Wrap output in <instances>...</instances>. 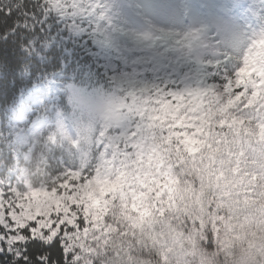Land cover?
Listing matches in <instances>:
<instances>
[{
    "label": "snow or ice",
    "instance_id": "snow-or-ice-1",
    "mask_svg": "<svg viewBox=\"0 0 264 264\" xmlns=\"http://www.w3.org/2000/svg\"><path fill=\"white\" fill-rule=\"evenodd\" d=\"M46 7L55 10L51 5ZM58 7L60 14L73 20L79 15L96 19L98 23L92 27L99 33L103 26L107 33H100L101 47L133 35L127 31L133 25L122 23L121 18L133 21L146 14L143 0L112 5L62 0ZM184 7L189 9L187 15L183 13ZM224 8L236 13L243 5L238 0H219L214 11L224 14ZM176 11L180 12V22L175 29L154 28L136 37L159 53L155 60L166 65L160 68L159 83L148 84L136 70L144 67L148 71L152 65L131 63L122 68L118 61L115 69L106 72L114 86L113 93L128 106L125 113L130 115V126L123 147L115 151L104 149V158L112 161L109 178L117 180L122 172H127L128 187L115 198L112 194L104 197L105 210L102 215L96 213L87 185L98 168L75 169L79 171L77 178L67 168L50 173L44 167L49 150L56 146L64 148L66 144L71 152L79 148L80 141L72 137L61 142L56 133L37 141L39 163L30 174L43 178L33 181L29 169L20 168L18 179L15 174L0 179V264H102L109 257L118 260L116 245L122 244L124 237L134 239L129 236V229L136 231L137 215L131 193L139 189L143 180L160 181L169 172L176 175L183 155L199 157L207 150H214V165L223 164L238 175H249L248 165L260 162L264 142H258L252 133L258 123L264 124V101L253 104L250 97L254 87L238 82L243 53L238 60L235 49L241 45L233 44L214 25L194 24V6L183 5ZM6 13L10 14L11 9ZM256 22L264 26V11ZM193 33L199 34L200 40L183 46ZM124 80L129 83L122 84ZM196 96H202V103L194 100ZM103 99L84 91L78 106L98 108L97 101ZM237 120L248 121L244 134L233 127ZM105 143L102 139V149ZM25 159L31 162V156ZM35 188L46 191L50 197L31 200L30 193ZM164 198L157 190L150 202L155 207V201ZM245 259L249 264L254 261L251 254Z\"/></svg>",
    "mask_w": 264,
    "mask_h": 264
},
{
    "label": "rangeland",
    "instance_id": "rangeland-1",
    "mask_svg": "<svg viewBox=\"0 0 264 264\" xmlns=\"http://www.w3.org/2000/svg\"><path fill=\"white\" fill-rule=\"evenodd\" d=\"M61 2L62 0L52 1L54 12L59 14L61 21L68 28V33L73 37L76 45L82 50H88L100 68L105 70L102 73L110 83L112 82L106 72L108 69H115L118 61L122 68L131 63L152 65V68L148 71H145L144 67H139L136 70L141 73V78L148 84L159 83L160 68L166 67V65L155 60L156 56L160 55L159 53L148 49L144 43L136 39L137 36H142L150 31L149 25L156 15L153 7H151L153 0H143L146 14H141L138 19L127 21L121 18L122 23L133 25L127 30L133 35L121 37L118 42L109 47H101L102 35L100 33L105 35L107 33L103 26H101L99 33L92 27L98 23L96 19L88 15H79L75 20L67 18L60 14L58 6ZM76 2H82L86 5L93 2H103L106 5H112L131 3L132 0H76ZM218 3L219 0H184L183 5L194 6V24L214 25L233 44L239 43L241 45L239 49H235L238 53V60L240 54L243 53L241 57L243 66L237 74L238 82L251 84L254 87L253 95L250 97L253 104L264 101V26L256 22L260 19V13L264 11V0H238V3L243 5V9L240 12L233 13L230 9L224 8V14L214 11ZM188 11V7L183 8L185 15ZM165 15L167 16V24L155 25V27L166 31L175 29L180 22V12H166ZM246 25H250V27ZM199 40V34L193 33L190 39L186 38L183 46L189 47ZM88 41H91L90 45ZM246 45L247 47H245ZM64 77L63 73L58 72L25 90L16 107L12 109L10 116L4 120L14 136L15 149L10 168L3 170L0 165V179H6L13 174H15L14 178L18 179L19 169L28 168L29 178L33 180L30 174L34 159L33 155L35 152H38V155L40 153L37 141L42 142L51 133H56L57 137L61 138V142L75 137L80 141L79 148L73 149L71 152L68 151L66 144L64 148L59 146L52 148L47 152L45 168L50 173L67 168L77 178L79 177V171H75V169L83 170L89 168V166H91L90 170L98 168L97 175L89 181L87 187L90 189L89 198L95 205V212L102 215L107 203L103 198L109 194H112L115 198L116 195L128 187L129 182L127 172H122L117 180L109 178L108 173L111 172L112 161L104 158V149L111 148L115 151L122 148L128 137L129 126L125 127L122 120V123H115L109 130L104 132L103 136L97 135L93 140L90 132V119L100 109L111 113L112 104L107 101L110 95L96 88L82 86L78 81L65 85L62 80ZM69 77L72 81L74 80V76ZM121 83L126 85L129 82L124 80ZM84 91L104 98L97 101L98 108L81 109L78 106V98ZM194 100L197 103H202V96H196ZM127 107L122 106L123 114ZM143 110L142 108L139 109L141 112ZM153 119H156V117H153ZM247 125L248 121L237 120L233 127L239 128L241 133L244 134ZM252 134L258 142H264V124L258 123L256 131ZM102 139L106 141L103 149L101 148ZM26 156H31V162L25 159ZM122 158L123 155L121 154ZM152 158L155 159V154ZM17 160L19 163H17ZM42 178L41 176L40 180ZM179 183L180 180L175 173L169 172L160 181L147 179L139 184V189L131 193L132 203L135 205L133 211L137 214L134 224L136 231L143 229L155 216L166 214L169 207L176 204L179 198L175 189ZM157 190L165 198L163 200L157 199L155 207H153L150 198L153 192ZM49 197V193L39 188L33 189L30 193L31 200H44ZM128 207H131V205H128ZM233 234L236 239L245 241V247L250 252L254 253L259 248V244L255 242V238L259 235L255 227L252 228L251 233L245 231L243 234H237L234 231ZM252 259L255 260L257 257L252 256ZM161 261L162 264H166L167 256H162Z\"/></svg>",
    "mask_w": 264,
    "mask_h": 264
},
{
    "label": "clouds",
    "instance_id": "clouds-1",
    "mask_svg": "<svg viewBox=\"0 0 264 264\" xmlns=\"http://www.w3.org/2000/svg\"><path fill=\"white\" fill-rule=\"evenodd\" d=\"M183 4L184 0H153L156 15L149 30L166 25L165 13L179 10ZM110 95L122 102L115 93ZM120 119L126 127L130 115L124 113ZM117 122L100 109L90 119L92 139L103 136ZM213 155L214 150L199 157L183 155L176 172L180 177L176 204L140 231L129 229L134 239L124 237L122 244L116 245L120 259L109 257L102 264H162L165 255L166 264H249L245 259L249 254L257 257L252 264H264V154L259 163L248 165L249 175H237L223 164L214 165ZM253 227L259 233L255 238L259 248L254 253L233 234L251 233Z\"/></svg>",
    "mask_w": 264,
    "mask_h": 264
},
{
    "label": "trees",
    "instance_id": "trees-1",
    "mask_svg": "<svg viewBox=\"0 0 264 264\" xmlns=\"http://www.w3.org/2000/svg\"><path fill=\"white\" fill-rule=\"evenodd\" d=\"M52 1L0 0V165L3 170L10 168L15 149L14 136L4 120L25 90L61 72L65 75L62 79L65 85L78 81L87 88L113 93L112 83L94 57L76 45L59 14L46 7H52ZM7 9H11L10 14L6 13ZM69 76H74V80ZM107 101L112 104L110 114L117 123H122V106L127 105L117 103L112 95ZM33 158L31 171L39 163L38 152ZM32 177L39 181L41 175Z\"/></svg>",
    "mask_w": 264,
    "mask_h": 264
}]
</instances>
